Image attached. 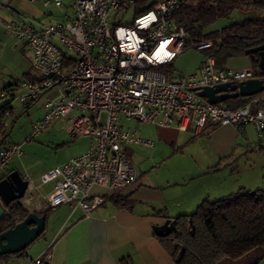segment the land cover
Instances as JSON below:
<instances>
[{"label": "built area", "instance_id": "1", "mask_svg": "<svg viewBox=\"0 0 264 264\" xmlns=\"http://www.w3.org/2000/svg\"><path fill=\"white\" fill-rule=\"evenodd\" d=\"M64 1L43 0L42 5L57 9ZM202 1L214 5L220 0ZM182 2L74 0L71 15L62 23L40 29L14 20L3 24L10 37L24 44L33 75L40 78L18 83V101L26 108L47 95L44 114L31 125L26 140H34L57 123L66 125L70 138L88 139L85 152L39 177L42 185L52 184V192L45 197L47 210L67 205L88 215L105 203V196L92 194L94 189L111 195L134 185L136 169L126 147L151 148L153 143L140 137L137 130L122 126L121 119L195 136L203 133L208 123L231 127L237 133L248 126L259 135L264 133V90L239 108L210 104L195 93L205 87L260 79L253 67L218 69L212 57L201 54L198 70L189 75L171 79L159 70L172 65L189 48L203 53L213 44L191 42L171 18ZM133 5L149 8L139 10L130 25L109 22L112 13H126ZM7 95L1 92L0 99ZM20 151L16 144L0 147V180ZM22 178L28 183L27 195L29 180ZM49 259L48 248L29 258L27 264Z\"/></svg>", "mask_w": 264, "mask_h": 264}, {"label": "crops", "instance_id": "2", "mask_svg": "<svg viewBox=\"0 0 264 264\" xmlns=\"http://www.w3.org/2000/svg\"><path fill=\"white\" fill-rule=\"evenodd\" d=\"M42 1L0 0V57L12 49L26 51L22 42L5 33L4 23L14 20L40 29L49 24L62 23L72 13L74 0L65 9L44 7ZM28 58L30 61L29 54ZM229 61L223 67L235 70L252 67L251 62ZM28 73L34 74L31 62L22 72L23 78L15 83L25 80ZM121 123L125 128L137 130L140 137L153 143L151 148L136 145L126 147L130 161H136L138 165L135 168L136 182L111 195L104 189H94L92 194L105 196V203L88 215L80 209L72 210L67 205L51 211L55 214L46 215V227L52 225L55 230L43 241L45 244L41 253L35 257L49 247L48 264H174L162 250L152 230L153 226L162 225L167 219L174 221L179 216L193 214L205 199L217 201L241 188L249 192L262 191L255 190V178L250 177L242 182L230 170L236 153L242 147L261 142L264 137V133L259 135L251 126L237 133L231 127L208 123L203 133L195 136L174 128L157 129L124 120ZM139 126H143V129ZM81 138L88 143L87 138ZM180 160L183 162L180 163ZM8 166L10 172L15 171ZM45 172L29 181L31 190L20 201L28 212L40 215L47 210L45 197L52 192V184H41L48 186L44 194L34 191L35 181H40L39 177ZM5 175L7 173L2 174L1 178ZM114 199L130 204L121 208ZM29 258L34 256L25 253L12 257L6 264H27Z\"/></svg>", "mask_w": 264, "mask_h": 264}, {"label": "trees", "instance_id": "3", "mask_svg": "<svg viewBox=\"0 0 264 264\" xmlns=\"http://www.w3.org/2000/svg\"><path fill=\"white\" fill-rule=\"evenodd\" d=\"M181 4L180 9L175 11L171 18L185 30L191 42H213L210 49L204 51L202 55L212 57L218 69H222L232 58L245 56L244 51L264 45V16L246 18L230 27H225L219 33L204 32L205 27L217 19L229 17L234 11L264 14V0H220L214 5L202 0H183ZM249 58L250 66L257 72V78L264 80V71L257 66L258 55L254 54ZM169 68L171 65L161 67L159 70L167 73L170 72ZM25 80L38 81L40 78L28 73ZM11 88V86L4 87L1 91L6 92L8 94L6 98L10 100L0 104V132H2L0 147L5 144L8 136L4 124L5 119L12 113L9 101L14 98V91ZM253 97L231 98L223 105L239 108L245 106ZM114 200L121 208L130 204L124 200ZM195 210L191 215L179 216L174 220L175 232L164 238L157 237L162 250L171 257L174 264H261L263 262L264 191L249 192L241 188L217 201L205 199ZM50 212L46 210L45 213L40 214L45 217V222L46 215ZM28 213L20 202L10 203L0 217V234L23 220ZM43 235L44 233L39 239ZM23 254L25 251L8 256L0 255V264H6L12 257Z\"/></svg>", "mask_w": 264, "mask_h": 264}, {"label": "rangeland", "instance_id": "4", "mask_svg": "<svg viewBox=\"0 0 264 264\" xmlns=\"http://www.w3.org/2000/svg\"><path fill=\"white\" fill-rule=\"evenodd\" d=\"M72 0H65L63 3V9L69 8ZM147 5L143 7L132 6L126 11V13L116 12L112 13L109 22L112 24L115 21H121L122 24L130 25L133 22V18L139 10L147 8ZM264 14H255L254 12L241 13L234 11L229 14L227 18H220L204 28L205 34H215L221 32L225 27L240 22L246 18L263 17ZM6 33V32H5ZM7 34V33H6ZM8 35V34H7ZM9 36V35H8ZM10 37V36H9ZM17 46V45H16ZM202 53L189 48L184 53L180 54L172 63L170 72L167 71V78L176 79L182 76L193 73L200 65L202 59ZM28 53L23 50H11L5 51L3 57H0V91L2 88L11 85L14 91V98L9 101L12 107V113L5 119V131L8 134L5 139L6 144H16L21 146L20 155L12 160L10 163L11 168L17 171L20 176L29 178V181L37 179L38 175L43 171H48L59 163L70 159L76 155L85 152L88 149V143L85 139L70 138L65 131L66 125L63 123L54 124V126L47 127L37 138L28 141L32 126L35 122L39 121L43 116V103L45 97H42L27 110L18 101V95L20 93L19 88L16 86V81L23 78L22 72L29 65ZM250 62L249 57L241 56L230 59L229 62ZM238 66V65H233ZM13 85V86H12ZM10 100L5 98L0 101L4 103ZM104 121V117L102 118ZM120 122H123L121 119ZM126 125L127 123L124 122ZM143 129V126H139ZM84 148V149H82ZM235 160L232 162L230 170L235 173L237 180L247 181L250 177L255 178L256 187L255 190L264 191V137L261 142L255 143L250 147H242L240 152L236 153ZM183 162L180 160V163ZM135 168H138L136 161H132ZM9 169L7 171V174ZM37 194H44L47 192L48 186H42L40 181H35ZM254 191V190H252ZM55 212H50L47 216H53ZM52 225L47 227L46 234L39 240L34 241L26 250L25 253L29 256H37L41 253L47 237L52 235ZM45 237V238H44ZM49 248V247H48ZM261 264H264V260Z\"/></svg>", "mask_w": 264, "mask_h": 264}, {"label": "water", "instance_id": "5", "mask_svg": "<svg viewBox=\"0 0 264 264\" xmlns=\"http://www.w3.org/2000/svg\"><path fill=\"white\" fill-rule=\"evenodd\" d=\"M257 54V64L264 71V45L244 51L246 57ZM264 90V82L261 79H252L237 85L221 84L215 87H205L195 93L207 100L210 104L224 103L235 97H252ZM28 190L27 181L21 178L17 171L10 172L0 180V217L5 208L14 201H22ZM1 219V218H0ZM175 221L167 219L162 225L153 226L152 230L156 237L164 238L175 232ZM46 227L45 217L37 213L29 212L25 218L17 222L13 227L0 234V255H14L25 251L34 241L44 233ZM42 264H48L43 262Z\"/></svg>", "mask_w": 264, "mask_h": 264}, {"label": "flooded vegetation", "instance_id": "6", "mask_svg": "<svg viewBox=\"0 0 264 264\" xmlns=\"http://www.w3.org/2000/svg\"><path fill=\"white\" fill-rule=\"evenodd\" d=\"M8 174H9V173H8ZM8 174H7V175H8ZM7 175H5L4 177H6ZM4 177H3V178H4Z\"/></svg>", "mask_w": 264, "mask_h": 264}]
</instances>
